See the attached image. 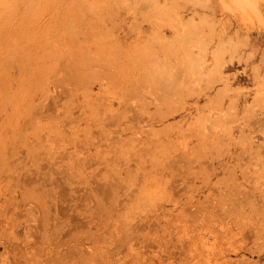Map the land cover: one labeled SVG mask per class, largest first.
Returning <instances> with one entry per match:
<instances>
[{
  "label": "rangeland",
  "instance_id": "1",
  "mask_svg": "<svg viewBox=\"0 0 264 264\" xmlns=\"http://www.w3.org/2000/svg\"><path fill=\"white\" fill-rule=\"evenodd\" d=\"M148 2L0 0V264H264L262 28L218 82V0Z\"/></svg>",
  "mask_w": 264,
  "mask_h": 264
},
{
  "label": "bare ground",
  "instance_id": "2",
  "mask_svg": "<svg viewBox=\"0 0 264 264\" xmlns=\"http://www.w3.org/2000/svg\"><path fill=\"white\" fill-rule=\"evenodd\" d=\"M169 0H149V4L148 3H145V6L144 8H153V10H150L153 12H155L156 14H158L157 12L159 11H168L167 13L164 12L162 17H155L154 14L152 15L151 13L149 14L150 16H152V19L154 17V19L156 20H160V18L162 20H164V17L166 16L165 20L167 19L171 21V24L170 23H167L166 21H163L161 23H164L165 25L162 26L160 23H157L159 21H152L150 20L149 21V24L151 25V27H153L154 29V35L155 37L158 39L159 37V32L160 31H164V32H168L171 30L174 31V35H178L179 36V33L181 32V29H183V25L181 24V14L183 12H188V9L189 8H192V9H195V8H198L196 7V2L194 1H197V0H187V2H189V4L191 5L190 7L187 6V4H184L183 6H180L179 7V10L177 13H172L173 16L170 12L172 11L171 10V6L173 5V3H171V5L169 7H165V8H161L160 5L162 2H164L166 5L169 4L168 2ZM175 1H179V0H175ZM183 1V0H182ZM173 2V1H172ZM125 3V2H124ZM180 3V2H179ZM127 4V3H126ZM125 4V5H126ZM144 4V3H143ZM218 4H219V7H220V11L222 14L225 13V16L227 15L226 14V11L230 14V17L227 16V20L225 21V24H222L221 25V29H215L217 28L216 25L211 26L212 28H214V34H213V38H212V41L214 43H218V45L215 47V49L213 51H211V56H212V60L216 63V67L214 70H211L212 73L214 75V73H216L217 75V79H218V82L221 81V79L223 78L222 75L220 74L221 73V70H225V71H228V70H233L237 67H239L243 62L245 63L246 65V68H242L243 70H241L240 72V76L241 77H244V76H247V73H246V70H247V66L250 67V65L254 64L257 60V52L254 51L252 52L251 54V57L247 58V59H244V57L241 55V48L243 46L244 47H248L249 49L252 48V46L256 43V39H253L251 37L252 33L253 32H258L259 28H262V31L260 33H258V41L257 42H261L262 39L264 38V15L262 13L263 11V7H264V0H218ZM149 5V7L147 6ZM199 6V5H198ZM142 7V8H143ZM141 8V10H142ZM167 8H170L167 10ZM93 9V8H92ZM140 9V8H137V10ZM209 9H210V6H209ZM127 10V9H126ZM145 11V9H143ZM158 10V11H157ZM171 10V11H170ZM177 10V9H175ZM120 11V10H119ZM133 11V10H132ZM149 11V12H150ZM212 11V10H211ZM148 12V13H149ZM137 13V12H136ZM147 13V12H146ZM135 14V13H134ZM155 14V15H156ZM168 14V15H167ZM128 15H131V14H128ZM145 15V14H144ZM168 16H172V17H168ZM148 17V16H147ZM176 19L174 20V22L176 21L177 24H175L172 20L173 19H170V18H173ZM150 18V17H149ZM159 18V19H158ZM168 21V22H170ZM173 22V23H172ZM167 23V24H166ZM215 23V22H214ZM148 24V25H149ZM173 24V26H172ZM168 27H167V26ZM210 26V24H209ZM149 27V26H148ZM186 28H184V32H187ZM213 30H211L212 32ZM244 31V33H243ZM139 34H142V33H139ZM187 34V33H184V35ZM244 34L246 36H244ZM243 35V36H242ZM241 38H243V40H241ZM188 39V38H187ZM235 39H237L239 42H235ZM190 40V39H189ZM152 41H155L154 38H152ZM201 41V40H200ZM242 43V44H241ZM209 44H211V42H209ZM213 44V43H212ZM241 44V46H240ZM202 45V43H201ZM200 45V46H201ZM204 48V47H203ZM201 49V48H199ZM245 49V48H244ZM201 50H204V49H201ZM200 50V52H201ZM243 50V49H242ZM203 54V53H202ZM246 54V53H245ZM201 55V54H200ZM244 55V53H243ZM248 55V54H247ZM203 56V55H202ZM206 58V57H205ZM201 60V59H200ZM249 61L250 62V65H249ZM201 62V61H200ZM199 62V63H200ZM204 62V61H203ZM204 64L201 62V65ZM263 65L262 67L259 66V67H254L252 66L251 69L252 71L255 73V77H254V81H256L257 85L260 83L259 82V78L261 77V72L264 71V64H261ZM203 67V66H201ZM248 78V77H247ZM262 79V78H260ZM212 82V81H211ZM255 88V87H254ZM228 98V97H227ZM264 105V104H263ZM262 105V106H263ZM255 106V105H254ZM238 107V104H235V107L232 106V108L236 109ZM256 107V106H255ZM220 108V107H219ZM258 108V107H257ZM218 109V108H217ZM250 109V108H249ZM248 109V110H249ZM216 110V109H215ZM222 113V108L219 109ZM260 110V109H259ZM258 110V111H259ZM252 113V111H251ZM228 114V113H227ZM234 114V113H233ZM226 115L223 113V116ZM250 117H252L255 121H257V115L256 114H252ZM252 119V120H253ZM223 120V119H222ZM229 124V123H228ZM251 126V125H250ZM228 129V128H227ZM252 129V127H251ZM250 129V130H251ZM253 131V130H252ZM254 131H256L254 129ZM228 132V131H227ZM245 234V233H244ZM242 234V235H244ZM247 236V235H246ZM244 237V236H243ZM188 239V238H186ZM218 241V240H217ZM196 242V241H195ZM186 244V243H185ZM192 244V243H191ZM218 244V243H217ZM190 245V244H189ZM194 245V244H193ZM185 246V245H184ZM212 246V245H211ZM187 247L189 248V246L187 245ZM186 247V248H187ZM216 247V246H215ZM219 247V246H218ZM141 248V247H140ZM193 248V247H192ZM217 248V247H216ZM144 249V248H143ZM183 249V247H182ZM239 249V248H238ZM141 250V249H140ZM222 250V249H221ZM241 250V249H240ZM244 250V249H243ZM186 251V249L184 250ZM224 252V251H223ZM155 253V252H154ZM186 253V252H184ZM189 253V252H188ZM156 254V253H155ZM216 254V253H215ZM208 255V254H207ZM221 255L218 254V256ZM217 256V257H218ZM221 256H224L221 255ZM198 257H200V255H198ZM212 258V257H211ZM224 258V257H223ZM157 260V259H156ZM196 260V259H195ZM203 260V259H202ZM218 260V259H217ZM215 260V261H217ZM192 261V260H191ZM220 261V260H219ZM223 261V260H222ZM197 262V261H196ZM157 263H160V262H157ZM193 263V262H192ZM195 263V262H194ZM198 263V262H197ZM196 263V264H197ZM218 263V262H217Z\"/></svg>",
  "mask_w": 264,
  "mask_h": 264
}]
</instances>
